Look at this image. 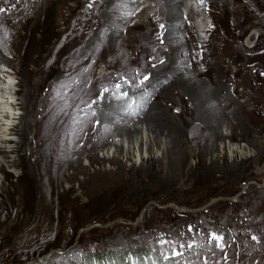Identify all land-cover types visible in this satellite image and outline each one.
I'll list each match as a JSON object with an SVG mask.
<instances>
[{"label": "rangeland", "instance_id": "obj_1", "mask_svg": "<svg viewBox=\"0 0 264 264\" xmlns=\"http://www.w3.org/2000/svg\"><path fill=\"white\" fill-rule=\"evenodd\" d=\"M39 1L33 17L23 26L25 30L20 28L22 23L15 25L18 36L12 47L5 50L10 53V59L15 58L13 62L22 88L20 98L26 97L29 102L23 121L29 129L25 136L38 138L43 122L41 115L49 107L56 87L63 92L71 89L79 118L92 100V91L101 89L102 84L106 85L117 76V51L121 42L135 41L130 37L132 33L126 38L116 34L117 44L100 39L87 40L85 36L93 37L98 28L93 7L84 13L81 9L80 29L69 31L63 26L73 19L69 0H61L68 8L61 1L60 4L56 0ZM77 1H72L71 9L79 13V7H83L86 0ZM246 3L248 0L243 1V12L239 11V3L233 0H216L213 4V25L218 31L209 53L213 55L210 65L214 69L210 77L194 72L213 88L211 102L198 85L199 79L186 85L178 82L179 77L188 74L173 72V78L168 79L166 75L157 78L169 84L164 89L167 95L175 93L176 89L183 90L175 99L188 110L196 111L200 125L208 127L207 131L200 133L199 130L196 135L188 136L180 124L168 119L162 106L155 105L157 112L149 120L120 127L116 130L117 136L109 137L119 136L116 142L84 157L93 139L84 129L83 121H78L75 116L71 134L62 129L55 131L56 126L46 125L50 123L51 110L43 122L47 139L44 148L24 143L18 153L9 154H14L12 157L16 159L17 166L14 167L9 160L6 163L7 156L0 155V264L40 263L42 258L38 257L42 253L52 257L41 264L65 262L66 258H55L58 255L67 256L70 264H82L85 258L81 254L87 257L94 251L112 252L128 245L138 249L139 257L149 248L151 255L158 257V264H185L189 259L194 264H264V12L258 10L264 9V0ZM54 5H57L55 13ZM151 5L158 7V2L152 1ZM104 10V17L114 15L112 10L105 7ZM138 27L154 40L156 28L151 21L143 20ZM253 29L261 33L257 45L261 53L255 57L253 50L243 43V36ZM255 36L252 33L248 42L254 41ZM171 39L175 42L166 43V58L157 69H165L170 64L169 53L178 50L176 44H183L178 32ZM166 40L163 37V41ZM68 42L69 46H63L56 56L60 64L46 63L53 58L57 44ZM224 42L233 45L234 51L239 53L236 59L224 56L222 65L218 57ZM97 46L101 51L92 53L94 49L98 51ZM133 47L144 51L139 44ZM100 57L110 72L105 70L103 79L92 83L89 68ZM42 68L47 75H43ZM36 70H39L37 74ZM54 81L57 86L53 90L51 84ZM236 83L239 86L235 90ZM50 90L51 94L45 98ZM55 94V98H59L62 92ZM112 95L98 103L91 102L106 120H114L117 114L114 109L117 101ZM210 104L217 107L212 108ZM134 127L140 130L129 133L128 128ZM56 134H59L64 150H71L67 153H76V156L71 160L72 156L68 155V161L56 150L58 166L52 168L49 155L51 149H57ZM129 144L131 156L127 158ZM140 153L149 156L143 164L135 161L134 155ZM224 193L235 194L227 198L222 196ZM206 195L211 197L210 200ZM213 195L220 196L212 198ZM187 198H193L192 202L197 204L200 199L203 206L187 209L178 205V201L182 203ZM149 200L154 204L156 201L168 202L167 206L183 209L187 214L172 217L146 213L142 225L145 209L140 214L131 206ZM226 202L229 206L236 203L224 208L222 203ZM231 213L236 216L228 217ZM122 217L134 218L131 228L118 227L117 224L127 222ZM102 219L107 223H90ZM205 230L223 237L226 247L221 250L211 242L207 245L206 238L200 233ZM159 245L161 248L175 245L179 255H174L175 252L161 254L156 249ZM201 246L206 252H201ZM165 257L172 258L171 262H166ZM174 258H179L178 262H174ZM86 259L87 264H94L95 258ZM116 259L113 264H117ZM140 264H152V261L146 263L142 259Z\"/></svg>", "mask_w": 264, "mask_h": 264}, {"label": "bare ground", "instance_id": "obj_2", "mask_svg": "<svg viewBox=\"0 0 264 264\" xmlns=\"http://www.w3.org/2000/svg\"><path fill=\"white\" fill-rule=\"evenodd\" d=\"M122 1H124L128 4V7H127L128 9H133L136 7V3H132L130 0H107L105 9L109 10V11L110 10H117L118 7H120V6L115 5V3L116 2H122ZM152 1L158 2V6L160 7L161 13L164 15V21L167 24L166 34H170L172 32V28H171L172 26H175L184 20V14L185 13H187L188 16L190 15L188 13V11L184 10V4L181 3V5H180V2H178V0H152ZM136 2H139V0H136ZM39 3H40V1H39ZM47 3H48V1H47ZM45 5H46V3H45ZM50 5H51V3H50ZM190 9H192L191 6H190ZM43 11H44V9H41V12H43ZM109 18H110V16H109ZM0 26H1V24H0ZM142 29H143V26H142ZM120 30H121V28H118V30L116 31V34ZM105 46H106V44H105ZM177 48H178V50L175 49L176 50L175 52L170 51L171 53H169V55H168V57L170 58V64L168 66H165V69H163V68L158 69V70H160V72H164V75H162V77H165V75H166V77H169L168 79L173 78L174 75L172 76V73L173 72L178 73V70L181 69L182 64L179 60V52L181 51V48L180 47H177ZM0 59L2 61L7 62L11 66L14 65V62L12 60L6 58L1 52H0ZM184 61H185V59H184ZM160 64L161 63L159 62L158 66ZM158 66H157V68H158ZM196 80H197V78H194L192 75H189V74L178 78V82L181 84H184V85L192 83L193 81H196ZM12 90H13L12 84H4V85L0 86V92L2 94L1 95L2 96V98H1L2 99L1 100V102H2V107H1L2 108V116L0 117V155L7 156V161L9 160L10 163L12 162V164H13L12 166H17L16 159L14 157H12V156H14V154L12 156H9V154L12 152L11 145L13 144L12 139L10 137L12 135L11 134V130H12L11 125L13 124V121L15 119L13 117L15 105L12 103V100H13ZM27 92H29V90ZM24 100H26V97H24ZM19 105H21L23 108H26V106L29 105V102H28V100L25 102L23 101ZM0 114H1V112H0ZM20 119H23V118H20ZM26 129L24 128L22 130V132L20 133V135L25 136V133H27ZM14 130H16V128H14ZM136 130H140L139 127H134V129L128 128L129 133H131L132 131H136ZM17 132L19 133V130H17ZM221 136H223V134H221ZM117 146L119 147V145H117ZM122 146H124V145H122ZM129 156H131L130 144L128 145V150L126 151V157L128 158ZM134 157H135L136 163L140 162L141 164L144 163V160L146 158H149V156H145L142 153L135 154ZM152 158H153V156H152Z\"/></svg>", "mask_w": 264, "mask_h": 264}, {"label": "snow or ice", "instance_id": "obj_3", "mask_svg": "<svg viewBox=\"0 0 264 264\" xmlns=\"http://www.w3.org/2000/svg\"><path fill=\"white\" fill-rule=\"evenodd\" d=\"M91 6L92 5L90 4L89 7H91ZM0 11H4V9H0ZM163 27L164 26L161 25V28H163ZM160 63H163V61H160ZM149 79H150L149 76H147V75L143 76V78L139 80V85L143 86ZM116 88H117V90H119L121 88V85L117 84ZM105 91H108V90L105 89ZM123 95L127 96L128 94L125 92V93H123ZM210 239H211V241L215 247L220 248L221 250H223V248L226 247V242H225L223 237H220L218 235H214V236H211ZM252 239L255 240L256 237L253 236ZM189 247H190V245H189ZM174 255H179V253H174ZM165 259H168V257H165Z\"/></svg>", "mask_w": 264, "mask_h": 264}]
</instances>
